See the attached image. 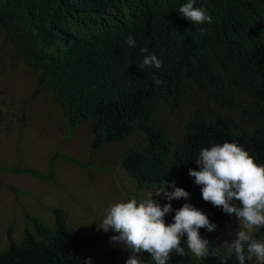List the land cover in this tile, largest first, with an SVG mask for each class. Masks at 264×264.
Instances as JSON below:
<instances>
[{
	"label": "trees",
	"instance_id": "1",
	"mask_svg": "<svg viewBox=\"0 0 264 264\" xmlns=\"http://www.w3.org/2000/svg\"><path fill=\"white\" fill-rule=\"evenodd\" d=\"M187 2L0 0V74L7 73V63L29 70L32 94L48 95L68 130L89 125L92 153L126 142L119 169L138 199L166 180L184 188L188 198L154 196L161 205L172 204L166 223L191 203L217 225L232 215L203 200L189 169L199 170L194 159L202 148L224 142L238 143L264 164V0H194L212 17L197 25L179 12ZM129 36L134 47L126 44ZM152 53L162 66L140 68ZM4 97L0 126L7 131L9 115L20 132L24 103L8 112ZM182 105L188 115L171 136L170 115ZM51 212V225L25 213L32 227L18 241L9 233L0 264H85L64 209ZM213 232L200 229L210 242L207 258L197 259L184 240L185 254L173 253L168 264H238L235 255L224 259L228 249L215 243ZM263 234L261 227L254 238L262 241ZM141 259L155 264L148 253Z\"/></svg>",
	"mask_w": 264,
	"mask_h": 264
},
{
	"label": "rangeland",
	"instance_id": "2",
	"mask_svg": "<svg viewBox=\"0 0 264 264\" xmlns=\"http://www.w3.org/2000/svg\"><path fill=\"white\" fill-rule=\"evenodd\" d=\"M31 74L17 63H7V73L0 74V97L5 96L7 111L20 103L25 107L22 131L9 115L7 131L0 126V252L7 247L10 232L18 241L25 227H32L25 213L51 225V209L61 207L90 264H125L131 253L120 242L111 240L117 233L97 226L110 205L133 197L140 200L134 183L119 169V156L126 142L109 144L92 153L88 127L79 125L68 130L50 97L32 94ZM187 115L186 105L170 115L171 136L182 130ZM91 153L92 164L88 162ZM240 228L234 215L226 217L217 223L213 240L228 249L224 242L234 239ZM246 264L257 262L253 258Z\"/></svg>",
	"mask_w": 264,
	"mask_h": 264
},
{
	"label": "clouds",
	"instance_id": "3",
	"mask_svg": "<svg viewBox=\"0 0 264 264\" xmlns=\"http://www.w3.org/2000/svg\"><path fill=\"white\" fill-rule=\"evenodd\" d=\"M179 12L196 25L212 21L203 8L194 7V0L184 3ZM126 44L134 47L136 42L129 36ZM141 51L147 52V49ZM145 66L159 69L162 61L152 53L146 55L139 65L140 68ZM156 83L160 81L157 79ZM80 125H86L89 129L86 123ZM194 160L199 170L189 169V175L202 186L203 200L234 215L241 224L236 237L224 242L228 248V255L224 259L235 255L238 264H246L253 258L257 264H264V241L254 238V232L264 227V164L257 163L243 146L235 142L202 148ZM169 186L174 190L169 191ZM189 195L184 188L176 187L174 181L169 185L166 180L164 186L148 192L139 201L133 197L110 205L97 227L105 232L111 229L117 233L111 240L120 242L131 253L125 264H144L141 259L143 253H148L155 264H168L173 253L179 256L185 254L181 246L184 240L197 259L207 258L210 255V242L201 235L200 229L215 231L216 225L209 217L193 204L184 203L175 210L174 222L166 223V215L173 211L172 204L161 205L154 199V196L165 197L171 201L188 198ZM217 252L218 249L211 254L216 255ZM85 264H90V258Z\"/></svg>",
	"mask_w": 264,
	"mask_h": 264
}]
</instances>
